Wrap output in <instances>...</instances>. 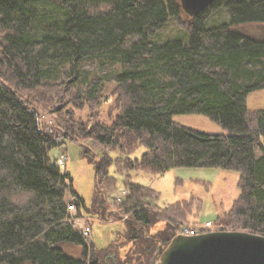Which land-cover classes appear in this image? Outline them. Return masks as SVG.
Listing matches in <instances>:
<instances>
[{
  "label": "trees",
  "instance_id": "1",
  "mask_svg": "<svg viewBox=\"0 0 264 264\" xmlns=\"http://www.w3.org/2000/svg\"><path fill=\"white\" fill-rule=\"evenodd\" d=\"M222 5L230 25H264V0H213L194 14L180 0H0V264H113L107 254L119 244L130 251L124 263L151 264L159 241L165 247L186 215H199L203 201L192 195L153 209L158 192L129 180L130 172L158 175L177 166L237 171L239 193L210 219L212 228L264 235V108L246 104L250 92L264 88V40L228 24L205 26L210 10ZM181 13L189 18L187 41L151 39ZM109 83L117 111L105 122L94 110ZM82 107L91 110L85 119L73 112ZM41 108L56 114V125L41 122ZM191 113L225 132L172 119ZM63 140L79 143L81 156L103 147L118 153L96 159L89 211H108L102 188L116 166L128 178L118 204L129 212L124 232L116 234L119 244L87 245L65 220L66 191L77 194L70 174L48 156ZM140 146L139 157L131 158ZM162 221L147 238V229L150 235Z\"/></svg>",
  "mask_w": 264,
  "mask_h": 264
},
{
  "label": "rangeland",
  "instance_id": "2",
  "mask_svg": "<svg viewBox=\"0 0 264 264\" xmlns=\"http://www.w3.org/2000/svg\"><path fill=\"white\" fill-rule=\"evenodd\" d=\"M250 1V0H247ZM188 23L189 18L185 13H181L179 16H171L165 22V24L154 30L151 33V39L157 43H162L167 39L180 38L184 41L188 40ZM228 24L230 29L239 32L247 37L264 40V25L258 22H247L237 25H230V17L225 6L216 7L211 9L205 26H219ZM136 39V36H132L130 40ZM114 84L109 83L106 89L101 93L102 101L96 106L94 110L99 119L108 122L112 116L116 113V104H114V95H112ZM40 92V90L37 89ZM42 91V90H41ZM55 104L54 101H52ZM53 104H49L46 109L53 110ZM246 104L249 109L264 108V88L256 89L250 92L246 98ZM45 105H47L45 103ZM95 105L91 106V110ZM71 108V105H68ZM40 120L44 124H57L55 120L56 114L52 111H46L44 108L40 109ZM87 108H81L73 110L75 117L80 116L85 119L89 115ZM93 111V112H94ZM94 112V113H95ZM88 118V117H87ZM172 119L180 124H183L194 129L205 131L209 133H224L225 130L221 125L215 121H212L202 114H173ZM81 144L89 145V140H81ZM86 145V146H87ZM82 146L79 143H71L68 140H63L61 143L48 151L50 161L55 163L61 156L64 157L63 162L57 166L61 172H68L71 177V183L73 191L83 200V205L79 207V213L85 216L83 225H90L91 231L87 237V241L92 242L96 248L103 249L110 243L115 242L117 233H123L125 224L122 219L127 217L126 213L121 212L118 204L114 203L116 196H119L121 191L126 189L125 181L128 179L125 173H120L116 166L111 165L109 167V175L111 176L110 184L102 188L104 200L106 202L107 212L98 215V213L89 211L92 206L95 187V175H94V163L96 159L100 158L102 154L106 153L111 159L118 156V153L112 151L109 147H103L100 149L92 148L93 152L86 156H81ZM144 150V147H138L135 152L131 153L130 157H139L140 153ZM239 173L231 169H223L218 167L208 166H177L170 170L158 174L152 175L144 171L130 172L129 180L138 182L141 185L148 186L158 192L157 200L151 201L150 205L153 209H162L163 206L187 199L190 196H196L202 199L203 203L200 206V212L198 216H195L190 212V215H186L182 221L189 224H195L194 222L203 223L205 219L215 218L218 214L227 211L231 206L232 201L237 197L239 189L237 187ZM68 193V196L72 194ZM113 210L114 213H111ZM89 218V219H88ZM78 219L76 216L74 218ZM155 228L164 227L165 222L158 223ZM246 231V230H242ZM250 232V231H249ZM259 234V233H258ZM66 251L73 254L71 247H66ZM129 249L123 244L114 245L111 252L107 255L114 257L116 264L125 259ZM126 260V259H125ZM110 261L112 259L110 258ZM123 264H130V262ZM134 263V258L131 260V264Z\"/></svg>",
  "mask_w": 264,
  "mask_h": 264
},
{
  "label": "water",
  "instance_id": "3",
  "mask_svg": "<svg viewBox=\"0 0 264 264\" xmlns=\"http://www.w3.org/2000/svg\"><path fill=\"white\" fill-rule=\"evenodd\" d=\"M187 12L203 10L213 0H180ZM151 264H264V235L242 230H208L193 235L176 233ZM115 264V263H114Z\"/></svg>",
  "mask_w": 264,
  "mask_h": 264
},
{
  "label": "bare ground",
  "instance_id": "4",
  "mask_svg": "<svg viewBox=\"0 0 264 264\" xmlns=\"http://www.w3.org/2000/svg\"><path fill=\"white\" fill-rule=\"evenodd\" d=\"M186 11V10H185ZM187 12V11H186ZM189 13V12H188ZM191 14V13H190ZM65 182H66V184H67V186H68V188H69V186H70V183L68 182V180L67 179H65ZM124 190H126V193L123 195V196H120V199L119 200H117L118 199V196H116L115 197V199H114V203L115 204H120V203H122L123 202V200H124V198H125V196H126V194L128 193V190H127V188L126 189H124ZM67 193H66V196H65V201H66V217H65V220L73 227V229L75 230V229H77V225H81V224H83V222H84V220H85V216L84 215H81V213L80 214H78L79 213V207L81 206V204L79 205V206H77L76 205V203L77 202H79V198H78V196L77 195H75V194H73L72 193V191L71 190H67L66 191ZM68 193H70V194H72L71 196H68L67 197V194ZM69 194V195H70ZM117 198V199H116ZM129 214V212H127V215ZM75 216L78 218V219H75L74 220V218H75ZM89 219V218H88ZM123 220V219H122ZM212 229H214V228H212ZM197 233H201V232H197ZM89 234V233H88ZM84 241H85V243L87 244V245H90L91 244V242L89 243L86 239H84ZM158 253H160V249H159V252ZM109 256V261H110V255H108ZM114 258V257H113ZM105 261V263L104 264H109L106 260H104ZM113 264H114V261H111Z\"/></svg>",
  "mask_w": 264,
  "mask_h": 264
},
{
  "label": "built area",
  "instance_id": "5",
  "mask_svg": "<svg viewBox=\"0 0 264 264\" xmlns=\"http://www.w3.org/2000/svg\"><path fill=\"white\" fill-rule=\"evenodd\" d=\"M64 157L61 156L57 162L59 164H61L63 162ZM126 193V190H122L120 195L118 196V199H120V196H123ZM84 223V222H83ZM208 229H212V223L210 220L205 221V223L201 226V225H196V224H189V223H185V222H181L179 224V228L177 233L179 234H183V235H193V234H197V232H204ZM83 237L84 239H87L88 237V233H90V227L88 225L84 226L83 224L81 225H77V229H76Z\"/></svg>",
  "mask_w": 264,
  "mask_h": 264
},
{
  "label": "flooded vegetation",
  "instance_id": "6",
  "mask_svg": "<svg viewBox=\"0 0 264 264\" xmlns=\"http://www.w3.org/2000/svg\"><path fill=\"white\" fill-rule=\"evenodd\" d=\"M149 229H150V230H149V231H150V235L147 234L148 229H147V231H146V233H145V236H146L147 238H150L153 234L156 235V234L158 233V229H159V228H155V229H154V227H150ZM156 238H157V236L154 237V239H156ZM161 246H162V243H161V245H160V251H161V249H162ZM110 257H111L112 261H115V259L112 257L111 254H110ZM115 264H116V262H115Z\"/></svg>",
  "mask_w": 264,
  "mask_h": 264
}]
</instances>
